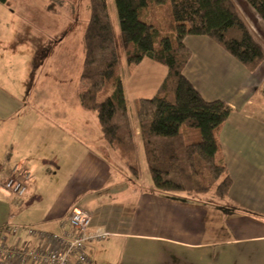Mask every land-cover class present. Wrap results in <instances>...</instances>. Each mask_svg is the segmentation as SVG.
Returning <instances> with one entry per match:
<instances>
[{
  "label": "crops",
  "instance_id": "crops-1",
  "mask_svg": "<svg viewBox=\"0 0 264 264\" xmlns=\"http://www.w3.org/2000/svg\"><path fill=\"white\" fill-rule=\"evenodd\" d=\"M231 1L262 50L261 64L249 72L198 36L184 40L191 57L183 70L205 101L220 100L231 108L219 133L231 179L225 200L214 198L213 189L193 196L155 191L134 107L135 99L147 98L144 74H124L121 59L138 177L104 141L96 114L80 100L59 107L0 101V167L5 174L22 168L33 177L19 207L0 189V227L10 220L57 233L78 208L90 215L92 230L109 234L87 245L90 264H264V23L245 0ZM145 61L128 67L146 64L153 95L166 70ZM18 236L27 239L23 232ZM14 241L8 238L9 244Z\"/></svg>",
  "mask_w": 264,
  "mask_h": 264
},
{
  "label": "trees",
  "instance_id": "trees-1",
  "mask_svg": "<svg viewBox=\"0 0 264 264\" xmlns=\"http://www.w3.org/2000/svg\"><path fill=\"white\" fill-rule=\"evenodd\" d=\"M7 0H0V4ZM62 0H54L60 3ZM116 36L106 0H88V21L81 35V105L96 114L104 141L138 177L136 145L121 81V59L137 65L148 59L165 68L155 93L134 101L146 167L156 192L203 195L225 200L231 185L219 133L231 108L205 101L183 75L191 52L187 37H206L247 71L263 60L231 0H112ZM264 23V0H245ZM111 92L98 96L105 84ZM192 135H196L192 138ZM234 207V206H232Z\"/></svg>",
  "mask_w": 264,
  "mask_h": 264
},
{
  "label": "rangeland",
  "instance_id": "rangeland-1",
  "mask_svg": "<svg viewBox=\"0 0 264 264\" xmlns=\"http://www.w3.org/2000/svg\"><path fill=\"white\" fill-rule=\"evenodd\" d=\"M106 1L117 36L114 3ZM88 15V0H7L0 4V101L15 98L64 106L80 100L86 88L81 76V35ZM124 66V74H144V97L152 96L153 81L146 75L151 73L146 64L137 70ZM111 90V84H105L98 100Z\"/></svg>",
  "mask_w": 264,
  "mask_h": 264
},
{
  "label": "built area",
  "instance_id": "built-area-1",
  "mask_svg": "<svg viewBox=\"0 0 264 264\" xmlns=\"http://www.w3.org/2000/svg\"><path fill=\"white\" fill-rule=\"evenodd\" d=\"M33 181L30 172L14 168L5 174L0 167V189L8 196L10 205L19 207L28 185ZM23 232L26 240H20ZM106 231L90 228V215L74 208L57 233L32 226L7 222L0 227V264H90L87 245L103 242ZM15 238L12 244L8 238Z\"/></svg>",
  "mask_w": 264,
  "mask_h": 264
}]
</instances>
